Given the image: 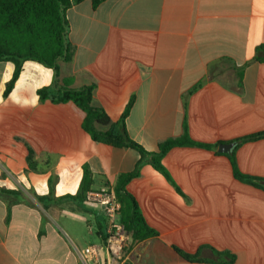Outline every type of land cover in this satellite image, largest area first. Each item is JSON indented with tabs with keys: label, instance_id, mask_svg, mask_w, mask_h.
<instances>
[{
	"label": "crops",
	"instance_id": "1",
	"mask_svg": "<svg viewBox=\"0 0 264 264\" xmlns=\"http://www.w3.org/2000/svg\"><path fill=\"white\" fill-rule=\"evenodd\" d=\"M93 2L67 12L75 54L61 78L72 88L96 84L95 103L114 122L134 97L125 128L148 152L181 137L185 119L194 141L217 145L171 149L162 164L176 186L149 163L127 184L157 233L133 238L129 264H205L174 247L214 263L226 260L216 250L233 254L232 264H264V191L238 181L219 152L264 130V63L252 61L264 44V0ZM14 68L0 63V187L22 195H0V264H83L79 252L104 241L103 215L93 204L36 196L49 194L51 179L56 198L75 195L85 166L92 191L114 189L141 156L93 141L75 104L40 102L54 72L38 62L24 63L5 98ZM236 158L243 173L264 178V140L242 145Z\"/></svg>",
	"mask_w": 264,
	"mask_h": 264
},
{
	"label": "trees",
	"instance_id": "2",
	"mask_svg": "<svg viewBox=\"0 0 264 264\" xmlns=\"http://www.w3.org/2000/svg\"><path fill=\"white\" fill-rule=\"evenodd\" d=\"M85 0H0V63L11 62L14 73L7 83L4 97L7 98L18 81L23 65L27 61H35L50 68L54 72V80L50 86L42 87L37 91L39 101H50L54 104L73 103L85 113L83 129L93 141L115 149L128 148L137 151L141 159L132 172L119 176L115 185V193L122 204L121 220L127 231L135 240H142L157 233L146 224L139 207L127 191V184L140 175L145 163L152 165L172 185L176 186L171 175L162 164L164 156L175 147H201L208 150L217 149V145L202 144L194 141L188 133L187 119L184 121V133L181 137L171 138L161 143L156 152H148L140 144L133 141L125 128V122L134 104L131 98L121 118L114 122L106 111L95 103L94 93L96 84L81 88H72L70 79H62L60 74L61 63H70L75 54V47L69 40V22L67 12L75 5ZM99 0H94L93 7H97ZM252 61L264 63V44L257 49V55ZM264 140V130L255 132L234 140L236 148L226 154L230 160L233 175L241 183L253 186L264 191V178L243 173L238 166L236 151L246 143ZM30 150L28 163L33 161ZM93 174L88 166L83 168V178L75 195L61 198L54 196V181L49 182V194L36 196L44 203L47 201H70L84 209L86 194L92 191ZM179 190V189H178ZM180 192V190H179ZM0 195H22L20 192L10 191L0 187ZM104 222V221H103ZM102 222L100 227L102 228ZM103 240L106 233L101 231ZM174 250L185 260L205 264H232L235 257L230 252L214 250V255L225 258V261L214 263L203 260L198 254L191 255L179 248Z\"/></svg>",
	"mask_w": 264,
	"mask_h": 264
},
{
	"label": "built area",
	"instance_id": "3",
	"mask_svg": "<svg viewBox=\"0 0 264 264\" xmlns=\"http://www.w3.org/2000/svg\"><path fill=\"white\" fill-rule=\"evenodd\" d=\"M86 202L100 208L106 225V240L98 246H88L79 257L83 264H129L128 249L133 242L121 220L122 204L109 186L86 194ZM92 232V228L89 227Z\"/></svg>",
	"mask_w": 264,
	"mask_h": 264
},
{
	"label": "water",
	"instance_id": "4",
	"mask_svg": "<svg viewBox=\"0 0 264 264\" xmlns=\"http://www.w3.org/2000/svg\"><path fill=\"white\" fill-rule=\"evenodd\" d=\"M236 143L232 142V143H228V144H222L219 147V152L221 153H231L233 151V149L235 148Z\"/></svg>",
	"mask_w": 264,
	"mask_h": 264
},
{
	"label": "rangeland",
	"instance_id": "5",
	"mask_svg": "<svg viewBox=\"0 0 264 264\" xmlns=\"http://www.w3.org/2000/svg\"><path fill=\"white\" fill-rule=\"evenodd\" d=\"M91 207L93 208V211H94L95 213H97L98 216H101V217H102V212H101V210H100V208H99L98 206H96V205H91Z\"/></svg>",
	"mask_w": 264,
	"mask_h": 264
}]
</instances>
